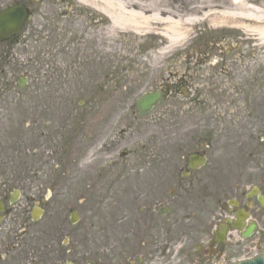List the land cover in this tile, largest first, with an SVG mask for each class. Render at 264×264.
I'll use <instances>...</instances> for the list:
<instances>
[{"label":"flooded vegetation","instance_id":"af4514ba","mask_svg":"<svg viewBox=\"0 0 264 264\" xmlns=\"http://www.w3.org/2000/svg\"><path fill=\"white\" fill-rule=\"evenodd\" d=\"M5 12L0 73L25 66L31 74L43 71L60 80L93 73L92 89L129 84L111 75L116 67L100 65L107 20L89 3L0 0V14ZM237 64L221 62L223 112L212 116L193 74L152 77L141 95L159 92L160 102L141 115L135 100L130 121L118 133L138 128L140 120L141 128L151 124L147 146L122 153L130 161L116 163L121 139L105 145L97 153H103L98 173L77 195V210L50 211L45 228L39 224L56 202L52 194L41 200L33 189L36 155L47 154L49 161L60 150L67 160L63 137L59 147L67 114L29 95L9 111L0 108V264H101L104 251L110 252L109 264H226L264 252V72L257 66L238 77ZM29 136L48 138V150L26 141ZM159 138L174 140L171 152L159 146ZM112 165L119 167L111 173ZM106 173L112 177L103 178ZM74 234L78 249L69 247Z\"/></svg>","mask_w":264,"mask_h":264},{"label":"rangeland","instance_id":"374dc122","mask_svg":"<svg viewBox=\"0 0 264 264\" xmlns=\"http://www.w3.org/2000/svg\"><path fill=\"white\" fill-rule=\"evenodd\" d=\"M119 1L125 4L127 0ZM72 2L76 3L77 0ZM132 3H137L132 6V10L140 12L135 17L139 25L138 32L117 30L115 35L114 31L105 33L103 30L106 39H102L99 44L101 67H116L111 75L121 77L122 82H129L125 89L108 91L103 86L100 90L92 89L93 73L68 74L66 80H60L59 77L64 78L60 75L53 77L36 74V71L35 75L31 74V69L25 66L15 69L14 72L6 68L0 73V108L3 110L7 108L9 111L13 107L10 104L16 103V100L24 95L26 98V94L30 92L29 97L37 102L41 101L44 104L51 102L54 107H58L60 116L62 113L67 114V131L61 136L59 134V147L62 137L68 145L67 160L62 159L60 150L57 154L55 152L49 154L51 157L49 161L47 154L42 153L40 156L39 152L36 155L37 182L33 189L41 200L52 194V201L56 202L53 206L54 202H51L48 207L49 214L44 215L41 220L39 224L41 228L47 226L50 211L56 208L68 212L77 210V195L83 184L92 183L97 171L98 156L103 155L97 153L103 151L105 145L110 146L111 142L121 139L116 147V163L130 161L129 158H120L122 153L128 150L137 153L147 146L146 139L152 136V130H155L151 124L141 128L143 122L140 120L138 128L134 127V130L127 134L118 133L126 121H130L134 101L147 90V84L152 77L160 74L166 76L169 71H175L179 75L185 71L193 74L195 83H198L201 92L206 94L204 98L211 110L209 115L212 116L217 112L220 114L223 112L225 95L221 93V88L224 83L222 74H219L223 60H233L241 66L237 70L238 77L244 71L252 72L251 69L257 71V66L264 72V40H259L257 33L252 30L241 28V25L264 28V0L249 4L258 14V21H240L233 17L232 13L240 12L235 10L231 0H132ZM154 13L160 14V17L150 16ZM147 16L150 18L146 23ZM166 18L179 23L178 27L176 26L179 29V40L170 42L162 35L171 25L161 22ZM187 20L197 22L189 24ZM108 35L110 37H107ZM29 67L36 68V64H29ZM26 75L24 79L29 78L28 83L27 80L26 83L23 81L24 86L20 87L18 80ZM140 77L144 79V84L139 83ZM225 88L224 86L222 90ZM20 91L21 96L13 93ZM260 109L264 110V107ZM176 115L171 114L172 117ZM30 138L37 146L43 145L47 148L48 138L35 139L29 136L26 141ZM173 141L172 138L161 139L159 146L164 147L166 152H171ZM260 144L264 152L263 139H260ZM259 161L261 164L264 163L262 152ZM65 164L67 167H64ZM117 167L119 166L112 165L111 173ZM111 173H106L103 178H111ZM48 180L53 183L51 187L45 185ZM41 204L44 208L48 205L46 201ZM77 241L76 234L70 235L69 247L78 249ZM109 256V251L101 253V264H109L107 261ZM177 257L176 255L174 262L177 261Z\"/></svg>","mask_w":264,"mask_h":264},{"label":"bare ground","instance_id":"6f19581e","mask_svg":"<svg viewBox=\"0 0 264 264\" xmlns=\"http://www.w3.org/2000/svg\"><path fill=\"white\" fill-rule=\"evenodd\" d=\"M81 2L89 3V5L93 6L98 13L104 14L107 20V29L108 33H112L113 31H130L137 33L139 30V25L135 21L136 15H139V11H133L132 6L137 3H132V0H127L125 4L121 3L119 0H80ZM258 0H231L232 4L235 7V10H238L240 13H232L233 17L241 20H249V21H258V14L255 13L252 6L249 4L256 3ZM129 8V9H127ZM142 14V13H141ZM235 15V16H234ZM152 17L158 18L160 14L154 13L150 15ZM138 17V16H137ZM150 17H146L147 20ZM160 21V20H159ZM163 23L171 24L170 28L164 30L162 35L170 40V42H174L179 40V29L177 28L179 23L173 22L169 18L161 20ZM173 22V23H171ZM197 21L187 20V23L193 24ZM177 26V27H176ZM243 29L247 31L252 30L256 35L259 36V40H264V28L260 27H252L249 25H241ZM116 35V32H115Z\"/></svg>","mask_w":264,"mask_h":264},{"label":"water","instance_id":"95a60500","mask_svg":"<svg viewBox=\"0 0 264 264\" xmlns=\"http://www.w3.org/2000/svg\"><path fill=\"white\" fill-rule=\"evenodd\" d=\"M4 15H7V13H5ZM4 15L0 16V24H1L2 20L5 19ZM3 29H7V26H0V30H3ZM158 100H159L158 94H156V93L146 94V95L140 97L136 101V105H137L139 111L143 114V113L147 112V110H149L152 107V105H154ZM237 264H264V256H258L252 260L237 263Z\"/></svg>","mask_w":264,"mask_h":264}]
</instances>
